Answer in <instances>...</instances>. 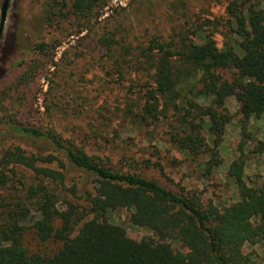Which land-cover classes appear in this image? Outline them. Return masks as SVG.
<instances>
[{"label": "trees", "instance_id": "1", "mask_svg": "<svg viewBox=\"0 0 264 264\" xmlns=\"http://www.w3.org/2000/svg\"><path fill=\"white\" fill-rule=\"evenodd\" d=\"M108 1L47 0L44 23L53 26L70 17L80 32L99 19ZM225 2L224 18H206L166 38L150 36L136 51L112 36L98 39L112 74L133 75L124 119L137 127L170 126L171 142L179 148L192 156L200 148L210 154L207 172L220 163L218 147L231 119L226 98L234 95L238 102L242 132L251 117L264 114V0ZM219 27L220 47L214 39ZM48 45L38 39L29 51L45 54ZM23 62L18 57L12 66ZM7 94L0 96V116L9 110ZM4 124L41 151L27 152L20 144L0 148V264H255L242 247L264 242V183L246 185L242 153L228 167L241 198L220 210L203 203L196 191L176 192L151 177L112 167L53 128ZM258 145L264 153V141ZM69 172L89 177L93 190H79ZM121 210L156 240L133 239L106 221ZM29 228L40 242H58L57 250L29 253L23 244Z\"/></svg>", "mask_w": 264, "mask_h": 264}, {"label": "rangeland", "instance_id": "2", "mask_svg": "<svg viewBox=\"0 0 264 264\" xmlns=\"http://www.w3.org/2000/svg\"><path fill=\"white\" fill-rule=\"evenodd\" d=\"M46 1L9 2L0 42V96L8 93L5 104L9 110L0 116V148L20 144L27 152L41 151L11 134L5 121L53 128L64 140L99 156L112 167L151 177L176 192L196 191L203 203L220 210L241 198L228 175L230 163L241 153L246 185L253 189L264 183V153L258 149L259 141H264V114L251 117L242 132L238 102L234 95L226 98L231 119L218 147L220 163L207 172L204 164L210 161V154L200 148V153L192 156L179 148L171 142L170 126L137 127L124 119L125 98L133 75L127 73L123 79L113 75L111 62L98 41L102 35L112 36L136 51L150 36L166 38L186 31L190 25L201 24L206 18H224L226 0H109L99 19L80 32L70 17L53 26L46 25ZM71 1L67 0L69 4ZM221 30L223 27L214 33L219 47L224 41ZM38 39L49 44L45 54L29 51L31 42ZM57 42L60 43L55 46ZM18 57L24 62L13 67ZM206 142L211 146L209 138ZM68 179L78 181L79 190H93L91 179L80 177L78 172H69ZM106 221L119 225L133 239L156 240L152 231L131 223L128 211L109 213ZM23 244L29 253L46 255L60 245L53 240L40 242L31 228L25 230ZM242 251L255 264H264L263 241L245 243Z\"/></svg>", "mask_w": 264, "mask_h": 264}, {"label": "water", "instance_id": "3", "mask_svg": "<svg viewBox=\"0 0 264 264\" xmlns=\"http://www.w3.org/2000/svg\"><path fill=\"white\" fill-rule=\"evenodd\" d=\"M10 0H2L0 4V42L3 36L4 24L7 18V10Z\"/></svg>", "mask_w": 264, "mask_h": 264}]
</instances>
